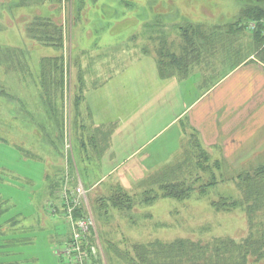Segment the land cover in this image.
<instances>
[{"label":"rangeland","instance_id":"rangeland-1","mask_svg":"<svg viewBox=\"0 0 264 264\" xmlns=\"http://www.w3.org/2000/svg\"><path fill=\"white\" fill-rule=\"evenodd\" d=\"M253 7L264 10V2L0 0V264H72L60 252L75 222L64 215L63 202L76 186L85 190L80 206L91 214L90 245L99 251L93 264H126L132 245L155 241L239 244L250 234L260 240L264 204L249 209V216L245 205L217 211L211 203L242 201L238 176L264 168V152L232 165L218 153H205L190 137L177 155L179 168L169 175L178 131L188 128L184 117L144 139L138 144L143 151L133 157L116 152L99 165L106 136L93 127L96 113H119L110 111L119 101L106 102L101 90L125 86L121 74L132 70L143 73L149 86L165 51L179 56L189 45L183 34L195 43L198 61L188 69L186 102L250 60L260 49L243 13ZM209 32L215 38H207ZM227 84L217 90L218 99H228ZM143 162L152 170L135 167ZM113 169L114 176L97 182L98 170L108 175ZM208 173L215 180L207 187ZM162 177V184L177 181L193 190L181 201L162 198L160 184H153ZM118 196L124 208L113 207L110 200ZM258 264H264V255Z\"/></svg>","mask_w":264,"mask_h":264},{"label":"crops","instance_id":"crops-1","mask_svg":"<svg viewBox=\"0 0 264 264\" xmlns=\"http://www.w3.org/2000/svg\"><path fill=\"white\" fill-rule=\"evenodd\" d=\"M249 59L237 65L193 101L188 102L185 90V84L189 81L188 75L162 78L157 73L158 78H153L151 74L148 78L149 86H144L143 73L137 70L122 73L120 79L125 80V86L101 90L103 95L108 96L106 102L119 101V105L110 106V111L114 112L116 109L119 113L114 116L96 113L99 120L96 118L93 127L95 131L102 130L106 136L105 145L101 148L99 165L104 157H115L116 152L124 153L121 155L127 158L133 157L143 151V147L138 144L143 143L144 139L153 132L154 136H158L161 128L175 125L184 117L188 119V128L184 127L183 130L180 128L178 131V147L174 152L176 159L173 161V167L168 170L178 169L177 165L182 161L177 160L182 156L177 155L183 154V143L190 141V137L205 153H218V158L221 157L232 165L263 153L264 64L253 56ZM137 65L136 63L130 66L134 68ZM226 84L229 86L226 91L231 94L228 99H218L217 90ZM119 92L122 99L116 98ZM205 101L209 103L206 104ZM222 101L224 102L222 106L217 103ZM202 111L208 113L201 115ZM207 117L210 119L204 123ZM117 121L118 124H115ZM220 126L223 127L222 135ZM117 143L120 144V148H116ZM135 167H139L140 170H152L144 167V162L137 163ZM97 174L99 175L97 182L104 183L115 175V170L110 171L108 175L101 174V170H98ZM116 178L120 183L118 186L124 187L125 184L121 182L123 178L118 176ZM41 185L38 191L44 189V184Z\"/></svg>","mask_w":264,"mask_h":264},{"label":"trees","instance_id":"trees-1","mask_svg":"<svg viewBox=\"0 0 264 264\" xmlns=\"http://www.w3.org/2000/svg\"><path fill=\"white\" fill-rule=\"evenodd\" d=\"M256 2H264V0H256ZM243 17L247 19V23L253 24V29H249L256 48L260 49L252 55L255 59L264 64V38L262 33L264 31V10L258 7H253L243 13ZM236 31H242L237 30ZM212 33H207L206 37L215 38ZM201 38V37H200ZM199 38V39H200ZM217 38V37H216ZM183 39L189 42L181 50V55L176 56L165 51L164 59L157 60L158 72L162 78L171 77L174 75L187 76L188 69L197 65V59L193 58L195 53L193 50L194 42L191 43V37L183 34ZM263 45L262 48H259ZM182 74V75H181ZM179 168V165H178ZM169 170L168 174H171ZM209 174V183L206 185L212 186L214 181L213 173ZM167 174H165L166 176ZM167 177V176H166ZM162 179H157L153 184H160V192L162 198H169L173 200H184L192 192V187H187L184 183L168 182L161 183ZM215 180V179H214ZM237 189L240 192L242 201H231L227 198H220L218 201L212 202L211 206L217 211H230L242 205L246 206L247 214L251 216V209L255 210V206L264 204V168L254 170L253 173H242L238 176ZM200 195L204 194V190L200 189ZM117 196V195H116ZM116 198V197H115ZM122 198L118 196L117 199H111L113 207H121ZM109 202V199L108 201ZM122 208H124L122 206ZM250 209V210H249ZM86 211L82 206L75 208L73 212V219L79 220L84 218ZM250 219V217H249ZM17 221V220H15ZM15 222L14 224H16ZM91 237L87 238L88 243L91 244L93 233L90 230ZM264 233V232H263ZM261 234L260 240H255L250 234L249 238L242 243L236 244L228 239H216L209 243L191 242L188 240H175L171 243H162L155 241L147 245H132V257L125 260L126 264H248L249 259L252 264H258L264 255V234ZM70 240V239H69ZM68 240V241H69ZM96 261L90 259L89 263L93 264ZM100 263V262H99Z\"/></svg>","mask_w":264,"mask_h":264},{"label":"built area","instance_id":"built-area-1","mask_svg":"<svg viewBox=\"0 0 264 264\" xmlns=\"http://www.w3.org/2000/svg\"><path fill=\"white\" fill-rule=\"evenodd\" d=\"M253 27L254 25L251 24L250 29H253ZM262 37L264 38V31L262 33ZM85 194L86 193L82 186H76L70 194V198H65V202H63L65 206L64 209L66 210L63 211L64 215L67 216L71 222H75L71 225L72 230L70 240L63 245V249L60 253L65 257L71 258L72 264H85V262L89 263L91 258L96 261L95 258L97 257V252H99L96 246L90 245L87 241L88 232H90L93 227L90 215H87V217L85 216L79 220H74L71 215L75 208L79 207L81 204L85 205ZM72 196L75 198H72ZM80 199H82V202ZM53 212L55 211L53 210Z\"/></svg>","mask_w":264,"mask_h":264}]
</instances>
